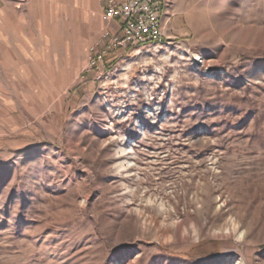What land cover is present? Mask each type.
<instances>
[{
    "label": "rangeland",
    "instance_id": "1",
    "mask_svg": "<svg viewBox=\"0 0 264 264\" xmlns=\"http://www.w3.org/2000/svg\"><path fill=\"white\" fill-rule=\"evenodd\" d=\"M167 8L160 42L14 109L0 264H264V0Z\"/></svg>",
    "mask_w": 264,
    "mask_h": 264
},
{
    "label": "crops",
    "instance_id": "2",
    "mask_svg": "<svg viewBox=\"0 0 264 264\" xmlns=\"http://www.w3.org/2000/svg\"><path fill=\"white\" fill-rule=\"evenodd\" d=\"M104 14V0H0V133L25 99L57 96L88 76L91 47L122 26Z\"/></svg>",
    "mask_w": 264,
    "mask_h": 264
},
{
    "label": "built area",
    "instance_id": "3",
    "mask_svg": "<svg viewBox=\"0 0 264 264\" xmlns=\"http://www.w3.org/2000/svg\"><path fill=\"white\" fill-rule=\"evenodd\" d=\"M105 18L120 19L121 29L111 33L104 30L101 34V44L91 47L92 55L86 71L100 73L103 61L107 54L117 47H126L133 41H143L154 34L155 21L158 16L159 0H104ZM100 39V40H101Z\"/></svg>",
    "mask_w": 264,
    "mask_h": 264
},
{
    "label": "bare ground",
    "instance_id": "4",
    "mask_svg": "<svg viewBox=\"0 0 264 264\" xmlns=\"http://www.w3.org/2000/svg\"><path fill=\"white\" fill-rule=\"evenodd\" d=\"M168 0H159V5L157 7L158 9V16H156V27H154V34H158V37H151L148 38L146 40L143 41H133L131 43H133L134 45H139L142 46L144 44H147V42H160L161 41V37L162 35V24H161V17L163 15V13L168 9ZM130 43V44H131ZM100 73L102 72V69L99 70ZM98 73V75L100 74Z\"/></svg>",
    "mask_w": 264,
    "mask_h": 264
}]
</instances>
